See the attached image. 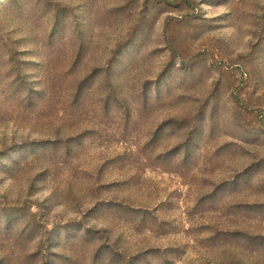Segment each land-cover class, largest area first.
Instances as JSON below:
<instances>
[{"label":"rangeland","instance_id":"374dc122","mask_svg":"<svg viewBox=\"0 0 264 264\" xmlns=\"http://www.w3.org/2000/svg\"><path fill=\"white\" fill-rule=\"evenodd\" d=\"M0 264H264V0H0Z\"/></svg>","mask_w":264,"mask_h":264}]
</instances>
